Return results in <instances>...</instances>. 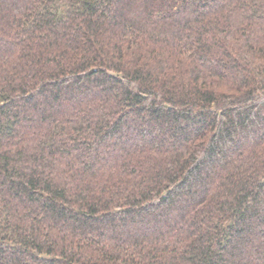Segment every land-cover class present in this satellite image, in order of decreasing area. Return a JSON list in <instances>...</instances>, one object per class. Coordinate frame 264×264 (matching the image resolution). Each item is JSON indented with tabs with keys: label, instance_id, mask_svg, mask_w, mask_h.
Here are the masks:
<instances>
[{
	"label": "trees",
	"instance_id": "16d2710c",
	"mask_svg": "<svg viewBox=\"0 0 264 264\" xmlns=\"http://www.w3.org/2000/svg\"><path fill=\"white\" fill-rule=\"evenodd\" d=\"M0 264H264V0H0Z\"/></svg>",
	"mask_w": 264,
	"mask_h": 264
}]
</instances>
